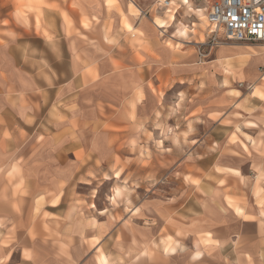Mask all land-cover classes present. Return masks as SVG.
I'll list each match as a JSON object with an SVG mask.
<instances>
[{
	"label": "crops",
	"instance_id": "crops-1",
	"mask_svg": "<svg viewBox=\"0 0 264 264\" xmlns=\"http://www.w3.org/2000/svg\"><path fill=\"white\" fill-rule=\"evenodd\" d=\"M116 1L120 0H0V71L10 76L9 82L0 84V264H264V91L256 87L264 88V82L253 86L254 95L212 102L205 115H199L201 121L192 122L193 131L176 133L177 143L167 137L160 153L171 161L161 169L160 177L165 178L139 194L147 182L136 179L134 194L127 196L131 206L118 223L111 224L108 207L92 210L101 184L119 181L110 196L114 203L120 202L124 191L125 169L110 174L103 158L100 165L94 163V157L109 154L104 141L113 134L94 132L96 120L49 119L42 107H49L52 98L41 97L54 91L51 86L76 93L101 76L126 72L112 68L113 60L128 66L134 55L119 48L124 46L117 41L120 17L111 9L113 22L102 23L105 6ZM190 1L193 8L208 4ZM178 3H171L176 19L179 9L188 12ZM127 8L137 18L146 15L135 0H128ZM81 16L87 20L83 24ZM155 18L165 19L164 11L154 10L151 23L156 29L175 24L158 27ZM123 22L128 31H135L136 39L144 35L143 29ZM195 23L187 24L194 29L189 34H195ZM45 50L54 54V61H70L67 88L55 67L46 73ZM216 53L221 59L250 55L243 58L245 64L231 68L242 71L236 79L229 73L236 83L255 82L264 65V52H252L245 45L232 44ZM29 60L35 62L32 69ZM15 72L33 80L17 84L14 90L20 92L10 94ZM142 76L151 77L155 86L162 83L157 69ZM142 76L138 74L139 80ZM129 90L144 87L140 81ZM233 114L241 116L239 131L233 123H224ZM158 148L153 153L161 152ZM78 188L86 191L79 193ZM78 193L90 203L83 213L69 206ZM89 239L95 241L91 244Z\"/></svg>",
	"mask_w": 264,
	"mask_h": 264
},
{
	"label": "rangeland",
	"instance_id": "rangeland-1",
	"mask_svg": "<svg viewBox=\"0 0 264 264\" xmlns=\"http://www.w3.org/2000/svg\"><path fill=\"white\" fill-rule=\"evenodd\" d=\"M135 1L146 11L145 17L137 18V16L132 15L127 8L128 0L116 1L111 7L105 6L106 11L102 17L103 25H109L111 21L113 22L114 16L111 9L115 10L120 17L121 28L119 31L121 35L117 41L120 44L124 43V46H119V48L134 55L132 60H129L128 66L121 61L113 60L112 68L116 69V71L117 69L125 68L126 72L121 74L110 73L105 77L101 76L99 78L94 73L95 79H98L85 90H80L76 93H66L64 88L51 86L50 88L54 89V91H48L43 98L41 97V99L52 98L49 107H42L44 115L49 119L60 120L63 116H73V118L78 119L96 120L98 123L94 127V132H109L113 134L108 141H104V146L108 148L109 154L105 157H94V163L100 165L103 160L104 163H109L110 174L114 172L120 174L123 169L126 170V175L122 178L124 191L120 199L123 205L119 207L120 202L114 203L110 201L113 187L117 186L119 181H111L110 186L107 183L98 186L96 202L92 201L95 204V208H92V210L95 212L97 209L108 207L107 216L111 224L118 223L123 218L124 211L131 206L130 202L127 201V196L134 194L133 189L136 185V179L140 178L147 182L146 186L139 187L137 191V194H139L140 191L149 192L150 183H153L156 179L165 178V175L160 177L163 174L161 169H167V165L171 161H168L160 153H163V148L167 146L163 142L167 137H174L171 140L173 143H177L178 134L176 135V133L185 135L193 131L192 122L201 121L198 119L199 115L203 117L212 102L229 103L233 95H254L251 93L253 86L258 82L259 84L264 82V80L260 79L264 74V65L259 67L255 82L245 81V83H242V81H238L236 83L233 81V77L234 79H236V76L241 77L242 71L241 69L236 71L231 68L245 64L246 60L244 59H249L250 55L221 59L216 53L217 49L220 53L223 48L230 46L223 47L221 46L223 43L245 45L252 52H264V46H261V42L226 41L222 31L208 35L197 18L183 9L178 10V20L176 19L175 24L171 27L166 30L164 28L156 29L151 23V17L157 4H155L154 0ZM203 5L208 7V4ZM36 11L38 9H35ZM62 15L65 20L70 22L64 11H62ZM80 19L82 24V21H87L82 16ZM125 20L132 26L143 29L144 35L140 36V39H136L132 35L135 31H128L125 28L123 22ZM5 21L7 20H3L4 23ZM97 21L99 19L94 20L95 23ZM179 22L184 24L196 22V33L189 34L186 38L176 37L177 24ZM199 25L202 28L201 30ZM102 30L105 31V27ZM104 37L105 35L103 34ZM109 39L113 41L112 38ZM200 39L203 42H199L198 40ZM217 41L218 43H216ZM44 53L48 56L46 59V73H51L55 67L56 71L62 75L57 74L58 80H62L64 87L67 88L65 83H68L71 78L69 76V71H71L70 61L65 59L54 61L52 52L45 50ZM18 60L21 61V58H18ZM32 62L35 63L29 60L31 69L36 66ZM48 64L51 65V70L48 69ZM154 69L162 73V76L157 79L162 82L160 86H155L151 77L146 80L143 79L142 73L153 72ZM2 72L4 71H0V84H3L6 79L9 82L10 76H6ZM138 74L142 76L140 80ZM11 76L16 84H12L15 87L8 91L10 94L20 92L14 90L17 84L20 85L22 82L27 83L33 80L17 72ZM34 78L36 80H44V77L34 76ZM140 81L144 87L143 91L136 90L133 92L129 90L132 85ZM256 87L264 91L262 86ZM233 88L240 89V92L229 90ZM35 94L41 95V93ZM67 94H69L68 97L66 96ZM141 98L142 103L138 104ZM20 99H22V95H20ZM33 101L38 100L35 99ZM216 115L212 114L210 116L216 117ZM183 121L185 122L183 123ZM239 121H242L241 116L233 114L227 116L224 123H233L236 130L239 131L237 129ZM233 139H235V136H233ZM233 139L231 138L230 140ZM158 140H162V142H158ZM140 142L144 144V147H141ZM157 147H159L158 151L161 152L155 154L153 151ZM135 152L137 153L136 157ZM77 157L80 161H83L81 154H77ZM106 174L102 173L101 175L104 177ZM85 191L86 189L78 188L79 193ZM79 193L78 199L70 203L69 206L71 210L74 209L78 213H83V211L89 210L90 203L87 204L83 199H80L82 195H79ZM90 193L96 195L95 191H90ZM94 241L89 239L91 244Z\"/></svg>",
	"mask_w": 264,
	"mask_h": 264
},
{
	"label": "built area",
	"instance_id": "built-area-1",
	"mask_svg": "<svg viewBox=\"0 0 264 264\" xmlns=\"http://www.w3.org/2000/svg\"><path fill=\"white\" fill-rule=\"evenodd\" d=\"M169 1L154 0L157 6ZM204 1L210 21L221 27L226 41L264 43V0H195Z\"/></svg>",
	"mask_w": 264,
	"mask_h": 264
},
{
	"label": "bare ground",
	"instance_id": "bare-ground-1",
	"mask_svg": "<svg viewBox=\"0 0 264 264\" xmlns=\"http://www.w3.org/2000/svg\"><path fill=\"white\" fill-rule=\"evenodd\" d=\"M172 1L167 2L166 4L162 5V6H157L155 8V11H164L165 13V19H158L155 18V23L156 25L159 26H165L166 24L169 23H175L176 22V18H175V13L171 10L172 9ZM174 1H179L178 4H182L187 6L188 8V12H192L194 13L197 17V20L201 23V26L205 29V33H207L208 35L211 33H218L219 31H222L221 27H219L218 25H216L215 23L211 22L208 16V7L207 6H198L197 8H193L191 6V1L190 0H174ZM132 6V5H131ZM181 6V5H180ZM186 11V10H185ZM157 21H160V23H157ZM194 29L192 28L191 25H187L184 23L179 22L177 24V35L184 37L188 36L189 33L193 32ZM184 33V35H181L180 33ZM196 33V31H195ZM207 36V35H206ZM200 42H203V40L201 39ZM178 44V43H177ZM226 45H231V44H227V43H223L221 44V46H226ZM264 45V44H263ZM117 192V190H116Z\"/></svg>",
	"mask_w": 264,
	"mask_h": 264
},
{
	"label": "snow or ice",
	"instance_id": "snow-or-ice-1",
	"mask_svg": "<svg viewBox=\"0 0 264 264\" xmlns=\"http://www.w3.org/2000/svg\"><path fill=\"white\" fill-rule=\"evenodd\" d=\"M111 2V0H110ZM5 23H7V21H5ZM157 23H160V21H157ZM181 35H184V33H180ZM261 99H264V94H261ZM238 174V173H237ZM103 264H107V261H103Z\"/></svg>",
	"mask_w": 264,
	"mask_h": 264
}]
</instances>
